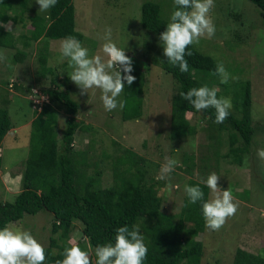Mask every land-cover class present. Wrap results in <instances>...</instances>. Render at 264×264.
Masks as SVG:
<instances>
[{"label": "trees", "instance_id": "obj_1", "mask_svg": "<svg viewBox=\"0 0 264 264\" xmlns=\"http://www.w3.org/2000/svg\"><path fill=\"white\" fill-rule=\"evenodd\" d=\"M251 1L264 18V0ZM165 2L168 6L173 0H148L143 3L142 25L148 32L159 35L165 30L168 23L165 16L167 11L163 6ZM30 3L31 0H0V23L13 21L23 28L15 35L13 31L0 27V42L12 47H16L19 42L23 44L24 47L16 48V62H22L29 56L27 49L32 42H43V47L38 46L39 68L36 77L38 81L50 77L49 87H41L42 93L48 98L38 105L41 109L33 111L35 116L30 123L29 153L23 161L22 188L14 201L0 200V227L23 219L25 214H37L40 211L51 214L50 242L44 247V264H57L58 260L64 258L65 248L72 245H79L88 251L92 248L95 252L97 245L114 242L116 228L135 224L140 225L148 247L144 264H201L205 246L197 237L207 230L201 203L189 204L185 193L181 210L178 213L167 212L164 209V192L161 191L165 180L150 176V167L153 165L150 155L139 154L114 140V151L103 150L102 159L94 161L90 154L95 149V137H91L86 150L75 149L78 130L95 132V128L77 117L81 112L80 103L72 96L70 78L65 77L62 79L64 81L58 82L59 74L49 65L48 47L50 39H63L69 35L80 41L84 39V34L76 28V6L74 0H58L49 12H35L27 17ZM170 5L171 10H174V5ZM28 20L32 24L29 30ZM189 49L192 55L185 57L189 64L187 72H181L178 66L169 64L163 54L154 59V63H160L171 74L176 86L171 99L168 138L175 143L196 135L199 125L193 124L187 114L201 113L207 120V133L218 140L220 154L232 162L243 164V153L250 152L255 134L252 82L241 77L244 76V67L237 66V79H230L227 84L221 83L214 74L220 61L199 49L196 44L190 45ZM132 74L136 77L135 81L131 86L126 84L123 90L125 105L122 112L123 118L128 121L140 118L144 113L146 74L137 68ZM216 84L223 87V91L217 90V95L230 96L233 101L230 115L223 123L215 122L214 108L197 111L180 96L181 92L192 87L208 85L216 88ZM12 85L16 90H23L19 81H13ZM32 87L29 85V90ZM10 101L9 97L2 99L3 103ZM59 110L69 115L61 138L58 129ZM12 127L8 105H0V147ZM224 143L228 145L226 153H222L221 149ZM172 154L173 158L178 156L182 165L179 168L190 175L185 184H200L205 200L209 199L210 189L194 178L195 153L172 149ZM106 163H110L108 169L111 171V183L108 185H104L103 166ZM2 165L0 155V169ZM77 223L81 224V233L73 243L71 240ZM210 264H221V259ZM232 264H264V254L237 248Z\"/></svg>", "mask_w": 264, "mask_h": 264}, {"label": "rangeland", "instance_id": "obj_2", "mask_svg": "<svg viewBox=\"0 0 264 264\" xmlns=\"http://www.w3.org/2000/svg\"><path fill=\"white\" fill-rule=\"evenodd\" d=\"M146 1L148 0H74L76 28L84 34L81 42L89 48L90 55H104L103 35L105 29L110 27L113 40L126 48V55L132 58L133 67L146 74L144 113L142 117L130 121L123 118L122 109L105 110L100 89H89V93L81 94L79 86L70 80L72 96L80 103L81 112L77 117L95 128V132L79 129L74 147L86 150L91 137H95V149L90 154L94 161L102 159L103 150L114 151V140L139 154L147 157L150 155L153 165L149 174L165 180L161 191L165 196L164 209L169 213H178L181 210L185 197L184 184L190 175L179 168L182 166L181 162L171 173L162 172L166 164L165 157L173 158L172 149L194 152V178L204 181L209 174L215 172L220 176L219 190H230L238 204L236 214L226 218L225 224L219 230L207 228L197 237L205 246L201 264H210L219 258L221 264H232L237 248L264 254V158L257 155V150L264 148V18L260 9L251 0H215L210 12L216 28L215 34L201 37L196 44L199 49L223 62L235 79L239 75L237 66L244 67V76L241 77L252 82L255 134L250 152L243 153L245 160L243 164H238L220 154L218 140L207 133V120L201 113L187 114L193 124L199 125L196 135L175 143L168 138L171 99L176 92V86L171 74L160 63H154L155 57L163 54V48L158 43L159 35L143 28L142 5ZM169 5L166 2L163 4L168 21L173 11ZM49 10L39 12V5L31 0L26 16L29 17L35 12L44 14ZM2 24L7 26L6 29L10 27L15 35L23 31L22 26L14 24L13 21ZM31 28L32 24L28 20L27 29ZM62 40L50 39L48 47L49 65L59 74L58 82L64 81L62 79L69 77L68 73L72 71L67 60L58 62ZM38 46L43 47V42H32L27 49L29 56L22 62H16V48L24 47L23 44L19 42L16 47H12L0 42V105H8L13 123L0 147L3 164L0 169V200L3 201H14L21 191L23 161L29 153L30 123L35 116L33 111L41 109L38 105L48 98L42 93L41 87H49L50 77L39 81L36 77L39 68ZM13 81H19L23 90H16L12 85ZM29 85L33 86L31 90ZM216 89L223 91V87L218 84ZM3 97H9L11 101L3 103ZM59 112L58 129L61 138L69 115L63 110ZM221 149L222 153H226L228 145L222 144ZM174 158L178 159V156ZM103 167L104 185H108L111 183V171L108 169L110 163ZM51 220V214L40 211L37 214H25L23 219L10 222L8 227L30 231L43 247H47L50 242ZM80 233L81 224L77 223L72 235L73 243L80 237ZM89 253L92 261H95L92 248Z\"/></svg>", "mask_w": 264, "mask_h": 264}, {"label": "clouds", "instance_id": "obj_3", "mask_svg": "<svg viewBox=\"0 0 264 264\" xmlns=\"http://www.w3.org/2000/svg\"><path fill=\"white\" fill-rule=\"evenodd\" d=\"M39 12L55 7L58 0H35ZM215 0H173L174 10L164 31L159 34L158 43L163 48V55L171 65L178 66L181 72L189 70L186 56H191L190 45L199 43L200 38L215 34L216 28L210 12ZM0 27H7L0 23ZM11 28H8V31ZM102 45L103 56L90 55L89 48L75 36L63 38L60 45L58 62L68 61L72 69L69 78L81 89V94L89 93V89H100L101 100L106 111L122 109L125 101L121 98L126 84L131 86L136 77L132 58L126 55V48L118 45L112 38V29H105ZM215 75L220 82L227 84L235 79L227 71L223 62L217 63ZM180 96L197 111L214 108L215 122L223 123L230 115L233 107L230 97L217 95L215 87L203 85L192 87ZM257 155L264 158V148L257 150ZM166 164L162 172L171 173L180 166L176 158L165 157ZM163 178V177H161ZM218 176L212 172L202 181L210 189V198L205 200V193L200 184H185L184 192L189 204L201 203L205 227L213 231L219 230L226 218L234 216L238 209L230 190H219ZM148 247L139 224L124 225L116 228L114 242L97 245L95 248V264H144ZM63 259L57 264H92L88 250L79 245L66 247ZM46 251L43 245L30 231L8 226L0 227V264H44Z\"/></svg>", "mask_w": 264, "mask_h": 264}]
</instances>
